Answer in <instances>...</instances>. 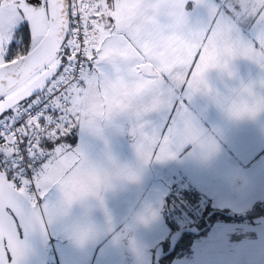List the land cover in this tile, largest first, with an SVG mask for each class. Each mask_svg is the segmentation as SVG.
Returning <instances> with one entry per match:
<instances>
[{
	"label": "snow or ice",
	"instance_id": "obj_1",
	"mask_svg": "<svg viewBox=\"0 0 264 264\" xmlns=\"http://www.w3.org/2000/svg\"><path fill=\"white\" fill-rule=\"evenodd\" d=\"M190 2L207 10L195 23ZM237 57L264 69V0H0V264L24 255L22 231L43 230L45 218L91 195L78 181L88 155L75 136L94 128L73 108L88 74L134 73L120 97L105 95L99 115L134 96L152 101L133 121L134 147L147 164L175 158L174 148L215 150L184 99L198 76ZM152 113L164 117L161 125ZM54 186L59 205L42 204Z\"/></svg>",
	"mask_w": 264,
	"mask_h": 264
},
{
	"label": "rangeland",
	"instance_id": "obj_2",
	"mask_svg": "<svg viewBox=\"0 0 264 264\" xmlns=\"http://www.w3.org/2000/svg\"><path fill=\"white\" fill-rule=\"evenodd\" d=\"M148 119L153 125H161L164 117L152 113ZM121 125L125 130L121 131ZM77 146H82L88 157L94 160L110 153L118 160L136 166L140 176L135 183L121 182L107 190L103 194V203L93 198L78 201L73 203L67 214L53 216L50 223L45 218L42 231L50 250L48 264L55 259L54 252L62 264H154L155 258L166 252L164 244L170 236L175 242L182 230L196 231L192 224L196 222L193 214L199 212L197 208L185 209L173 203L168 215L179 227L178 231L172 234V228L166 223L164 204L167 196L190 186L184 175L177 171L174 158L153 159L147 164H139L133 141L121 120L118 119L116 125L104 127L102 135L79 130ZM141 186H144L142 191ZM122 195L128 198L134 195L133 209L138 206V210L147 209L149 217L138 220L136 226L139 228L133 229L132 238L130 234L126 235V239L123 235L119 246V234H113L111 227H106L105 220L113 214L112 199ZM61 199L59 187L54 186L42 204L57 206ZM50 226L58 231L57 236L50 233ZM83 226H88L89 232L87 238L81 240L79 229ZM64 237L70 240L66 241ZM20 238L25 242V252L17 264H42V245L34 227L26 234L22 231ZM239 240L241 243L233 244ZM173 264H264V216L255 223H216L206 236L195 241L191 256L176 258Z\"/></svg>",
	"mask_w": 264,
	"mask_h": 264
},
{
	"label": "crops",
	"instance_id": "obj_3",
	"mask_svg": "<svg viewBox=\"0 0 264 264\" xmlns=\"http://www.w3.org/2000/svg\"><path fill=\"white\" fill-rule=\"evenodd\" d=\"M187 11L190 22L195 23L205 17L207 10L190 2ZM261 78H264V69L244 57L232 60L227 69H211L207 73L210 85L219 91H225L239 81L258 82ZM184 105L216 148L210 154L192 146L174 148L177 171L218 209L238 214L264 201V114L255 120L231 122L207 97L199 94H194L190 100L185 97ZM143 187H140L141 191ZM112 200L113 214L107 216L105 225L111 227L113 234H119V245L122 236L126 239L130 234L132 238L133 229L139 228L136 226L138 220H147L149 215L147 209L138 210L139 206L133 209L134 195L129 198L122 195ZM53 230L50 226V233L57 236L58 231ZM64 240L70 238L64 237ZM240 240L233 244L241 243Z\"/></svg>",
	"mask_w": 264,
	"mask_h": 264
},
{
	"label": "clouds",
	"instance_id": "obj_4",
	"mask_svg": "<svg viewBox=\"0 0 264 264\" xmlns=\"http://www.w3.org/2000/svg\"><path fill=\"white\" fill-rule=\"evenodd\" d=\"M114 60L115 58H107L105 63L112 65ZM210 70L196 78L193 85V95L199 94L207 97L223 117L231 122L255 120L261 114H264V78H261L258 82L239 81L225 91H219L213 88L207 79V73ZM177 74L176 83L179 85L181 83L180 78L183 75L182 65L175 66L174 75ZM133 76L134 73L131 70L124 75H105L100 79H97L93 74L86 76L85 83L82 85V90L73 108L82 117L92 122L94 134L102 135L104 127L116 125L117 118L123 117L127 121L126 131L128 135L134 145L137 143L133 121L137 119L138 114L152 109L151 100L139 102L137 97L134 96L123 107H114L110 116L102 117L99 115L104 108L105 95L109 98L120 97L124 88L132 86L131 78ZM229 76H231V73H229ZM120 129L121 131L125 130L122 125ZM136 156L139 164H145L142 156L137 151ZM139 176V169L136 166L122 162L110 153H106L103 158L96 160L87 157L84 166L78 173V181L90 190L91 195L79 202L93 198L103 203V194L107 190L117 183H135L139 180ZM79 232L81 240L86 239L89 227L83 226L79 229Z\"/></svg>",
	"mask_w": 264,
	"mask_h": 264
},
{
	"label": "trees",
	"instance_id": "obj_5",
	"mask_svg": "<svg viewBox=\"0 0 264 264\" xmlns=\"http://www.w3.org/2000/svg\"><path fill=\"white\" fill-rule=\"evenodd\" d=\"M79 141V129L76 132L75 144ZM175 192V191H174ZM170 193L165 201V219L166 223L172 228V234L178 231L179 227L169 218L168 210L171 204L181 206L185 209L197 208L198 213L193 214L196 222L194 225L196 231L184 230L181 232L174 249L171 253L164 255L158 264H173L176 258H182L192 254V249L195 241L198 238L206 236L213 226L219 222L231 223H255V221L264 216V201L257 202L249 211L243 215L233 214L225 209H218L214 207L209 199H207L199 190L192 185L186 189L177 190L176 193ZM171 237V236H170ZM166 252L170 249V238L167 240Z\"/></svg>",
	"mask_w": 264,
	"mask_h": 264
},
{
	"label": "water",
	"instance_id": "obj_6",
	"mask_svg": "<svg viewBox=\"0 0 264 264\" xmlns=\"http://www.w3.org/2000/svg\"><path fill=\"white\" fill-rule=\"evenodd\" d=\"M34 229L37 233V236L39 238V241L41 242V245H42V255H43V261H42V264H48V255H49V251H48V240L44 234V232L39 228V226H34ZM184 230H187V231H191V230H188V229H184ZM182 230V231H184ZM181 231V232H182ZM181 235V233H180ZM180 235L178 236V238L180 237ZM172 237H170V249L167 253H164L162 256H160L159 258H155V262L154 264H158L159 260L164 256V255H167L169 253H171L174 249V245L176 244L178 238L176 239L175 242H172Z\"/></svg>",
	"mask_w": 264,
	"mask_h": 264
},
{
	"label": "built area",
	"instance_id": "obj_7",
	"mask_svg": "<svg viewBox=\"0 0 264 264\" xmlns=\"http://www.w3.org/2000/svg\"><path fill=\"white\" fill-rule=\"evenodd\" d=\"M54 256H55V259H54L51 263H49V264H62V263L59 261L58 257L56 256L55 252H54Z\"/></svg>",
	"mask_w": 264,
	"mask_h": 264
},
{
	"label": "bare ground",
	"instance_id": "obj_8",
	"mask_svg": "<svg viewBox=\"0 0 264 264\" xmlns=\"http://www.w3.org/2000/svg\"><path fill=\"white\" fill-rule=\"evenodd\" d=\"M44 231V230H43ZM50 251V250H49Z\"/></svg>",
	"mask_w": 264,
	"mask_h": 264
}]
</instances>
